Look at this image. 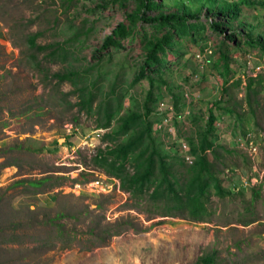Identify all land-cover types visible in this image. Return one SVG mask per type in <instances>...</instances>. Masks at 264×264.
Instances as JSON below:
<instances>
[{"label": "rangeland", "instance_id": "obj_1", "mask_svg": "<svg viewBox=\"0 0 264 264\" xmlns=\"http://www.w3.org/2000/svg\"><path fill=\"white\" fill-rule=\"evenodd\" d=\"M161 1L164 12L203 16L243 0ZM263 1L240 5V18L227 31L231 44H221L206 30L195 43L184 38L175 53L165 56L168 68L154 80L151 119L160 101L176 110V96L181 117L174 121V137L190 148L210 109L227 132L238 127L264 136V70L255 71L264 67V53L245 38L264 43ZM133 9V2L113 0H0V264H197L214 252L215 264H264L263 141L256 155L223 146L217 158L206 153L222 189L231 194L218 197L208 181L209 214L202 223L186 211L164 216L168 203L153 202L150 192L140 197L116 187L105 195L72 192L76 184L109 177L95 155L131 133L115 141L103 136L117 130L121 116L142 112L150 88L146 79L131 86L143 56L141 37L149 28L125 40L123 50L94 58ZM219 51L229 58L228 75ZM69 73L75 75L72 81L53 77ZM249 78L258 91L251 98L253 114L247 106ZM90 95L92 105L82 109ZM106 103L120 109L110 127L100 129ZM152 136L171 164L175 189L183 191L192 177L190 166L175 151L171 136L154 130ZM127 171L132 173L130 163ZM155 175L150 191L160 179ZM251 175L258 178L257 186L242 187L240 179ZM31 182L43 183L33 187ZM253 189H259L256 199Z\"/></svg>", "mask_w": 264, "mask_h": 264}, {"label": "trees", "instance_id": "obj_2", "mask_svg": "<svg viewBox=\"0 0 264 264\" xmlns=\"http://www.w3.org/2000/svg\"><path fill=\"white\" fill-rule=\"evenodd\" d=\"M127 2H133L134 9L127 13L125 20L116 24L103 41L102 47L95 51L94 58L103 52H114L124 49L123 42L139 36L145 27L149 28L150 33L142 35L141 43L143 46V56L141 63L136 70L131 86L136 85L141 80H149L150 88L147 97L142 105V112H130L118 119L117 130L112 133H105L103 141H115L119 137L128 136V138L114 147H106L104 150H98L94 162L99 165L109 177L119 180L121 190L133 196H143L149 193L148 197L153 202L165 201L173 202L168 205L164 216H170L167 213L171 210L186 211L191 220L202 223L209 212L205 207V192L208 181L213 183L215 194L218 197H224L231 194L222 189L219 179L212 172V166L207 159L206 153H211L215 158L218 157V150L223 149L219 146H213L214 124L217 120L213 109L209 110L204 130L199 134L196 144L191 146V153L196 157L195 163L190 166L189 173L192 177L185 185L183 191L175 189L171 172V164L166 162L157 151L155 139L152 136L154 121L151 119L152 105L156 102L154 98V80L161 78L167 70L165 56L169 53H175L181 40L188 38L195 43L194 37L198 33L206 30L218 35L221 44H231L234 40L231 33H227L229 27L233 25L241 14L240 5L247 4L249 0H243L242 3L220 6L218 13H209V15H200L186 12H164L161 0H113V3L121 5ZM264 6V1L261 3ZM140 27L142 29L140 30ZM246 44L256 47L264 53V43L260 40H254L250 35H245ZM30 45L34 46L35 36L29 39ZM45 50V47H39ZM51 52L50 54H53ZM109 53V54H110ZM220 61L223 63L224 74H229V58L224 52H220ZM75 75L55 74L53 77L59 83L72 81ZM240 81L237 82L239 84ZM227 84V79H224ZM254 79L249 78L247 84V106L253 114L252 97L258 95V91L252 89ZM225 92L223 95H225ZM222 95V98H223ZM221 98V99H222ZM176 110H178V98L173 97ZM94 96L90 95L82 102V109L86 110L92 105ZM254 102V101H253ZM220 101L213 104L217 107ZM120 105L113 109L109 103H106L102 109L103 123L97 128L107 129L110 127L113 116L119 112ZM231 112V110H228ZM155 120V119H154ZM147 141V142H146ZM132 155H134L132 157ZM130 163L132 173H128L127 168ZM160 175L159 182L150 191L155 182V173ZM206 175V179L203 176ZM43 182H31L30 185L38 187ZM183 192V193H182ZM205 196V197H204ZM253 196L258 198L259 189H253ZM252 222V221H251ZM250 222V223H251ZM197 264H215V252L201 256L196 261Z\"/></svg>", "mask_w": 264, "mask_h": 264}, {"label": "built area", "instance_id": "obj_3", "mask_svg": "<svg viewBox=\"0 0 264 264\" xmlns=\"http://www.w3.org/2000/svg\"><path fill=\"white\" fill-rule=\"evenodd\" d=\"M196 58H200L199 55H196ZM261 70H264L263 66L255 68L256 72H260ZM154 116L155 121L153 130L171 136L174 149L179 154L183 163L192 166L195 163V156L192 155L190 146L184 140L176 139L174 137V121H177L181 116L175 110L173 103L171 104L165 101H160ZM221 125L222 123L218 120L215 122V131L213 133L214 147L220 146V144H222V139L228 136V141L232 143L233 147L244 151L247 155H256L260 142H264V136L262 134H256L253 131L241 132L238 127L227 132ZM257 182H259L258 178L253 175L246 179H240V185L244 188H255ZM114 187L120 188V182L118 179L100 176L88 183L82 185L76 184L73 187L72 192L80 190L85 191L86 194L96 193L105 195L110 193Z\"/></svg>", "mask_w": 264, "mask_h": 264}, {"label": "crops", "instance_id": "obj_4", "mask_svg": "<svg viewBox=\"0 0 264 264\" xmlns=\"http://www.w3.org/2000/svg\"><path fill=\"white\" fill-rule=\"evenodd\" d=\"M239 18H240V16H239ZM238 21V20H237ZM218 50H219V47H218ZM219 54V53H218ZM219 56H220V54H219ZM218 120V119H217ZM216 120V121H217ZM219 121V120H218ZM219 122H221V121H219ZM222 123V122H221ZM229 137L227 136L226 138H224V139H222V141H221V143L222 144H220V146H223V148H225L226 149V147H232L233 148V145H232V143H230L229 141ZM219 146V147H220Z\"/></svg>", "mask_w": 264, "mask_h": 264}]
</instances>
